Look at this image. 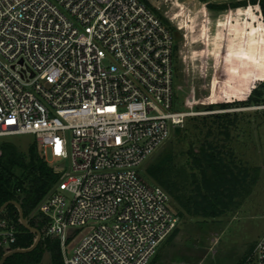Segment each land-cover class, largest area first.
<instances>
[{
	"label": "built area",
	"instance_id": "obj_1",
	"mask_svg": "<svg viewBox=\"0 0 264 264\" xmlns=\"http://www.w3.org/2000/svg\"><path fill=\"white\" fill-rule=\"evenodd\" d=\"M176 45L145 0H0V138L35 135L60 173L35 211L62 264H149L179 216L139 168L186 117L243 108L176 109ZM4 212L0 260L17 241Z\"/></svg>",
	"mask_w": 264,
	"mask_h": 264
},
{
	"label": "rangeland",
	"instance_id": "obj_2",
	"mask_svg": "<svg viewBox=\"0 0 264 264\" xmlns=\"http://www.w3.org/2000/svg\"><path fill=\"white\" fill-rule=\"evenodd\" d=\"M149 1L177 29L176 109H189L187 104L192 103L193 110L205 111L211 103L245 99L251 89L264 80V24L258 6L215 10L207 3L238 0ZM250 8L251 18L247 21ZM249 54L254 55L253 61L244 57ZM252 106L238 110L241 111L239 126L228 141L235 149L238 162L250 166L256 175L250 193L238 206L217 219L179 217L181 230L172 242L159 245L160 257L156 264H237L245 254L248 259L244 264H256L252 249L264 234V109ZM208 114L190 115L175 128L191 124V116ZM196 133L185 139L182 130L174 129L167 141L139 168L141 176L150 184H158L151 181L147 167L171 148L179 153L187 150L193 144L191 141L198 145L200 137ZM3 138L14 141L24 151L37 141L33 134L12 135L0 140ZM61 162L60 158L55 160V163ZM64 165L69 170L71 158L64 161Z\"/></svg>",
	"mask_w": 264,
	"mask_h": 264
},
{
	"label": "trees",
	"instance_id": "obj_3",
	"mask_svg": "<svg viewBox=\"0 0 264 264\" xmlns=\"http://www.w3.org/2000/svg\"><path fill=\"white\" fill-rule=\"evenodd\" d=\"M145 1L176 34L177 29L169 23L159 9L149 0ZM207 5L215 10L259 5L264 24V0L209 2ZM247 13V21H250L251 8L247 9ZM254 21L257 19L254 18ZM178 52L179 44L177 43V55ZM244 57L249 58L250 61L255 59L253 54ZM262 103H264V80L257 83L245 99L211 103L207 109H229ZM240 112L228 110L191 116L193 121L191 124L184 128L177 127L175 130H182L185 139H188L194 131L197 132L196 135L200 137L199 144L195 145L191 141L193 144L190 143L187 150L183 149L179 153H175L171 148L147 167L151 181L168 191L171 196L170 206L182 219H217L238 206L256 182V175L252 173V168L238 162L234 147L228 143L232 139V131L239 126ZM201 135L204 137L202 138ZM59 177L60 173L46 160L37 141L32 142L28 150L24 151L10 139L0 140V207L6 201L17 200L21 203L29 223L42 231V239L34 250L15 253L6 259L5 264H40L46 252H49L51 256L50 264H62L59 237L46 235L47 219L35 211ZM4 213L17 225V241L13 244V248L32 246L37 234L22 224L18 207L9 204ZM180 230V225H177L162 243L172 242ZM158 251L149 264L157 263L160 257ZM247 259L245 254L237 264H244Z\"/></svg>",
	"mask_w": 264,
	"mask_h": 264
},
{
	"label": "water",
	"instance_id": "obj_4",
	"mask_svg": "<svg viewBox=\"0 0 264 264\" xmlns=\"http://www.w3.org/2000/svg\"><path fill=\"white\" fill-rule=\"evenodd\" d=\"M9 204H14L18 207L19 214H20V220H21L22 224L26 228H28L29 230L35 232L37 234V238H36L35 242L33 243V245L28 247V248H15V249H12V250L8 251L7 253H5L0 260V264H5L6 259L15 253H25V252H30V251L34 250L38 246V244L40 243V241L42 239V231L39 228H37V227H35L29 223L28 218L24 215V209H23L21 203L18 202L17 200L6 201L0 207V212L3 211ZM50 262H51L50 253L46 252L44 259L40 264H50Z\"/></svg>",
	"mask_w": 264,
	"mask_h": 264
}]
</instances>
